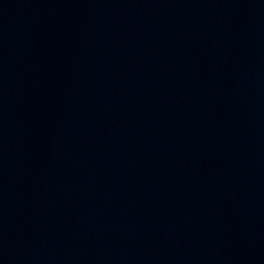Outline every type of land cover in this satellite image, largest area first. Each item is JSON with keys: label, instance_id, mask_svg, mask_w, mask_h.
<instances>
[{"label": "water", "instance_id": "obj_1", "mask_svg": "<svg viewBox=\"0 0 264 264\" xmlns=\"http://www.w3.org/2000/svg\"><path fill=\"white\" fill-rule=\"evenodd\" d=\"M0 264H264V0H0Z\"/></svg>", "mask_w": 264, "mask_h": 264}]
</instances>
